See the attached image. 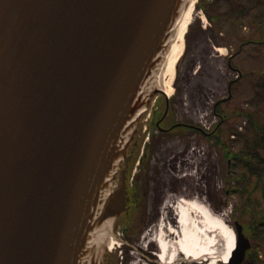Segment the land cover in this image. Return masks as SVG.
Wrapping results in <instances>:
<instances>
[{
  "label": "water",
  "instance_id": "1",
  "mask_svg": "<svg viewBox=\"0 0 264 264\" xmlns=\"http://www.w3.org/2000/svg\"><path fill=\"white\" fill-rule=\"evenodd\" d=\"M185 1L0 0V264H109L120 161ZM235 231L224 264L252 247Z\"/></svg>",
  "mask_w": 264,
  "mask_h": 264
},
{
  "label": "rangeland",
  "instance_id": "2",
  "mask_svg": "<svg viewBox=\"0 0 264 264\" xmlns=\"http://www.w3.org/2000/svg\"><path fill=\"white\" fill-rule=\"evenodd\" d=\"M219 1L221 2L219 8L213 4H209L208 8L215 17L219 11H222V14L226 13L223 25L219 22L212 23L205 11L195 4L193 19L190 23L192 27L188 26V30H191L189 33L187 30L184 36V51L179 62V69L176 70L173 91L166 96H175L174 119L177 117L190 119L204 127L214 128L219 118H222L223 112L226 113L224 120L220 123L224 130V139L237 150L250 139L252 141L261 139L262 135L253 128L247 130L248 117L245 111L255 110L259 120L264 123V102L251 103V98L257 89L256 84L259 81L264 82V0ZM257 13H259L258 17ZM230 60L234 62L235 68L229 65ZM157 86L162 84L158 83ZM157 96H152L151 102L147 103L137 124L138 130L141 128L142 132L146 118L153 114L151 110L156 106L154 103ZM218 101H220L221 110L215 114L213 108ZM161 103L163 108L166 107V101L158 99V105ZM236 130L244 133L240 134ZM195 137L199 138V135L192 136L191 139ZM180 144L183 148L185 140H180ZM260 148L264 153V144ZM224 151L223 146L214 144L213 138L212 198L205 197V193L204 196L199 193L191 195L185 193L190 186V180L193 181L190 176L194 178L197 172L180 176L181 183L176 186L180 190L176 193L168 190L169 187L165 185L167 192L161 206L155 196L158 195L155 191L159 188V184L151 183L152 195L139 204V222L127 223L132 227L130 232L125 235L126 229L121 226L124 222L119 219L121 216L112 222L108 242L110 261L117 260L119 264H161L158 257L160 246L156 236L160 233L161 223L164 224L167 221L171 224L177 219L175 204L180 198H196L204 202L216 214L215 219L222 215L232 227L235 226L236 220L246 222L249 217L243 214L242 221L237 217L241 214V210L235 213L234 209V203L240 201L242 193L233 190L227 193L229 187L237 182L229 176L230 165ZM184 162H186L185 159H182L179 168ZM242 169V166L239 167V170ZM256 194L260 195V191ZM170 202L173 204L170 205ZM151 216H154L156 223L149 222L150 225L142 227L141 221L148 220ZM211 223L214 224V222ZM213 224L210 229L203 223L201 234L199 233L197 238L201 256L194 264H224L222 261L224 252L220 251L224 237ZM112 239L117 240L118 243L115 247L109 248ZM253 242V249H257L264 259V242L257 240ZM243 264H250V260L247 259ZM256 264H264V260Z\"/></svg>",
  "mask_w": 264,
  "mask_h": 264
},
{
  "label": "flooded vegetation",
  "instance_id": "3",
  "mask_svg": "<svg viewBox=\"0 0 264 264\" xmlns=\"http://www.w3.org/2000/svg\"><path fill=\"white\" fill-rule=\"evenodd\" d=\"M166 107L162 103L158 105L156 100L153 114L146 118L143 132L141 128L136 130L126 146V154L120 161L123 171H126L128 182V221L133 224L138 221L139 204L143 203L149 195H152L151 183L159 184L157 201L164 202L166 194L165 185L168 190L179 191L176 186L181 183L180 176L187 173H196L190 178V186L185 193L191 195L199 193L205 197L212 198V126L204 127L196 121L175 117L172 114L170 100L165 99ZM174 111V109H173ZM221 123L219 119L218 124ZM199 138H192L198 136ZM185 140V146L180 147V140ZM182 159L183 166L179 168ZM119 174V173H118ZM195 175V174H194ZM193 176V175H192ZM121 177V176H120ZM154 192V191H153ZM174 200V199H173ZM154 216L148 217L142 222V227L155 222ZM151 222V223H149ZM131 230L132 227L129 226Z\"/></svg>",
  "mask_w": 264,
  "mask_h": 264
},
{
  "label": "bare ground",
  "instance_id": "4",
  "mask_svg": "<svg viewBox=\"0 0 264 264\" xmlns=\"http://www.w3.org/2000/svg\"><path fill=\"white\" fill-rule=\"evenodd\" d=\"M195 4L196 0L185 1L173 41L156 84H162L168 94L173 91L176 64L184 51V36L193 19ZM172 204L170 202V205ZM175 206L177 219L171 224L167 221L164 222L165 225L161 223L160 233L156 236L160 246L158 257L162 262L161 264H184V262H186L185 264H194L198 261L201 254L197 238L199 233L201 234L203 223L207 228H210L213 224L211 222H214V227L224 237L222 238L223 244L220 251L224 252L222 261H227L236 243V231L226 221L225 217L220 215V219H215L216 214L212 208L196 198H180L176 201ZM170 236L172 238H169ZM117 243V240L112 239L109 248L115 247ZM181 256H183V259H181Z\"/></svg>",
  "mask_w": 264,
  "mask_h": 264
},
{
  "label": "trees",
  "instance_id": "5",
  "mask_svg": "<svg viewBox=\"0 0 264 264\" xmlns=\"http://www.w3.org/2000/svg\"><path fill=\"white\" fill-rule=\"evenodd\" d=\"M209 4L215 5L217 8L221 6L219 0H199L197 3L198 8H202L208 17L211 19L212 23H217L223 25L226 16L219 11L215 17L211 14L208 6ZM259 16V13L256 14ZM213 27H215L212 24ZM192 25L190 26V28ZM221 26H219L220 28ZM191 30V29H190ZM190 30L188 32H190ZM222 31V29L220 28ZM185 54V53H184ZM182 59V58H181ZM229 65L235 68L234 62L229 61ZM257 89L251 98V103H263L264 102V82L259 81L257 84ZM166 95L163 94L160 99L165 100ZM171 111H173V102H175V96L171 97ZM219 103L214 109L215 114L220 111ZM258 107V106H257ZM256 107V108H257ZM244 113V112H243ZM247 113V130L255 129L257 133L261 132V139L252 141L251 139L245 144L240 146L237 150L233 148L232 145L228 144L224 139V130L222 125L216 124L214 126V144L223 146L229 165H230V178L235 180L237 184L231 185L228 190L239 191L242 193L240 201L234 203L235 213L241 210V214L237 215L238 218H242V215H247L249 219L244 222L247 234L257 241L264 242V153L261 151V145L264 144V123H262L255 110L245 111ZM222 116V115H221ZM226 113L223 112L225 117ZM237 129V128H236ZM239 131V130H236ZM240 134L244 132L239 131ZM243 167L239 170V167ZM260 191V195L256 193ZM243 221V219H241ZM123 222L128 223V216L125 215ZM248 259L250 264H256V262H262L264 259L260 256V252L257 249H252L248 253ZM113 264H119L117 260H111Z\"/></svg>",
  "mask_w": 264,
  "mask_h": 264
}]
</instances>
